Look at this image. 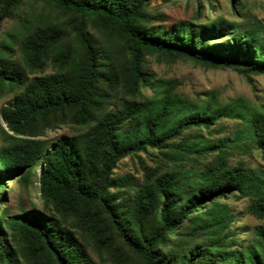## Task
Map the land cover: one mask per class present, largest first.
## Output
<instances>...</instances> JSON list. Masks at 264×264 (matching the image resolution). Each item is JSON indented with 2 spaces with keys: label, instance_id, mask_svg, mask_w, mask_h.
Wrapping results in <instances>:
<instances>
[{
  "label": "trees",
  "instance_id": "obj_1",
  "mask_svg": "<svg viewBox=\"0 0 264 264\" xmlns=\"http://www.w3.org/2000/svg\"><path fill=\"white\" fill-rule=\"evenodd\" d=\"M153 1L0 0V32L12 21L0 38V99L14 94L1 109L0 203L9 177L28 182L37 168L44 203L2 211L0 264H264V225L238 248L225 202L248 198L264 222V176L230 167L226 143L191 133L245 119L264 151V113L189 99L147 67L156 55L264 75V28L241 1L230 4L235 19L210 17L213 0H195L193 18L167 28ZM15 48L21 59L11 61ZM48 65L53 73L35 75ZM63 126L77 133L35 138ZM149 149L161 160L142 163V180L114 176L122 159Z\"/></svg>",
  "mask_w": 264,
  "mask_h": 264
},
{
  "label": "rangeland",
  "instance_id": "obj_2",
  "mask_svg": "<svg viewBox=\"0 0 264 264\" xmlns=\"http://www.w3.org/2000/svg\"><path fill=\"white\" fill-rule=\"evenodd\" d=\"M234 1H241L245 4L247 18L264 28V0H213L215 10L211 11L207 8L206 14L212 18L224 17L227 20H233L235 18L230 4ZM150 9L156 16L164 17L165 26L170 28L174 23L192 19L198 9V4L195 0H172L166 3L155 0ZM11 24V20L3 22L0 38L9 31ZM8 59L11 61L21 59L17 48ZM147 67L152 80H174L177 92L189 99L200 100L202 103L211 102L216 106L221 104L243 105L253 112L264 113V75L244 76L232 69L208 68L190 60H168L156 55L148 56ZM53 72V66L48 65L43 73L37 72L35 75H48ZM155 91L154 88H147L144 93L151 96ZM13 97L14 94L9 93L0 99V147L3 145V137L7 130L1 109ZM75 133H77L75 129L63 126L54 131L48 130L35 138L56 143L62 136ZM191 133L201 134L205 140L213 144L226 143L227 162L230 167L243 164L264 176V151L249 139L248 124L245 119H221L210 130L200 129L191 131ZM160 160L161 155L153 149L128 156L118 163L114 176L131 175L142 180V163L155 166ZM210 160L211 157L201 159V165H205ZM5 194L6 199L0 203V216L2 211H6L8 216H16L22 211H44V203L40 196L39 168L35 170L28 182L18 180L17 177H9ZM225 202L229 204L234 216V222L229 229L230 233L237 241V247L244 249L253 243L256 229L263 226L264 222L248 212L250 203L248 198L234 195Z\"/></svg>",
  "mask_w": 264,
  "mask_h": 264
}]
</instances>
